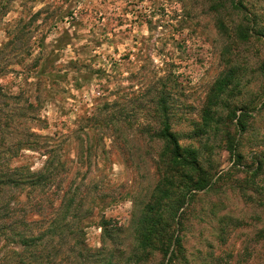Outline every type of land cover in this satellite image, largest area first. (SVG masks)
Wrapping results in <instances>:
<instances>
[{
    "label": "rangeland",
    "instance_id": "obj_1",
    "mask_svg": "<svg viewBox=\"0 0 264 264\" xmlns=\"http://www.w3.org/2000/svg\"><path fill=\"white\" fill-rule=\"evenodd\" d=\"M231 1L0 0V177L26 179L5 197L83 230L73 264H264V0ZM159 92L208 184L167 230Z\"/></svg>",
    "mask_w": 264,
    "mask_h": 264
},
{
    "label": "trees",
    "instance_id": "obj_2",
    "mask_svg": "<svg viewBox=\"0 0 264 264\" xmlns=\"http://www.w3.org/2000/svg\"><path fill=\"white\" fill-rule=\"evenodd\" d=\"M231 5L237 7L234 0L231 1ZM248 32L247 29L240 27L237 35L244 42L249 37ZM156 100L154 113L160 118L155 138L164 144L163 152L159 155L161 161L159 159L158 164L161 163L165 174H169L171 178L182 176L181 178L185 181L182 186L183 193L179 197L169 200L172 201L173 206H167L168 224L165 225L167 230L170 228L169 223H174V219L183 205L186 203L189 206L196 193L203 191L208 184L206 173L201 167L196 152L181 146L176 134L171 130L169 107L162 92H159ZM16 172H18L17 169L13 170L11 176H8L9 179L0 177V264H73V259L84 260L89 249L83 240L78 239L83 230L72 226H63L54 220H51L47 226H44L43 223L38 225L39 221L33 220L26 214L19 215L16 209L18 203L7 200L6 192H9L13 187L21 188L26 182V179ZM169 175L165 176L169 177ZM12 176L19 177L13 178ZM168 180L169 178L166 180L164 176L162 177L165 187ZM163 193L167 194L165 191ZM151 214L150 209L146 215L149 217ZM158 223L159 221H150V230L146 239L147 241L150 240L147 243L149 246H152L155 237L159 234L155 231ZM169 232L168 230V235H165L166 241H160L159 250L164 256L169 253L170 243L175 248H181L178 237H173L172 233ZM141 245L143 248L147 247ZM8 253L13 254V258L18 259L6 261ZM172 255H174V250L171 252L169 261L172 259Z\"/></svg>",
    "mask_w": 264,
    "mask_h": 264
}]
</instances>
